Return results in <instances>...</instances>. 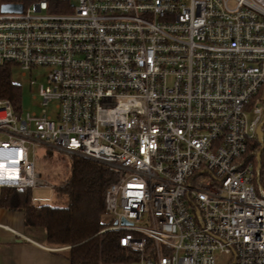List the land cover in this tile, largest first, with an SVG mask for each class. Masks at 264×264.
I'll return each mask as SVG.
<instances>
[{"label":"built area","instance_id":"obj_1","mask_svg":"<svg viewBox=\"0 0 264 264\" xmlns=\"http://www.w3.org/2000/svg\"><path fill=\"white\" fill-rule=\"evenodd\" d=\"M17 4L0 66L50 68L56 114L0 99V190L46 184L36 152L58 150L115 170L101 233L137 259L99 264H264V0Z\"/></svg>","mask_w":264,"mask_h":264},{"label":"trees","instance_id":"obj_2","mask_svg":"<svg viewBox=\"0 0 264 264\" xmlns=\"http://www.w3.org/2000/svg\"><path fill=\"white\" fill-rule=\"evenodd\" d=\"M24 3V0H0L4 4ZM1 13V11H0ZM11 65L0 66V99L9 100L20 110L22 89L12 81ZM260 148L256 142L253 146ZM68 177L54 190L60 204H38L31 189L0 190V207L22 210L27 227L42 228L47 243L54 248L68 247L70 264L125 263L137 259V254L121 246V233L108 231L106 192L116 182L115 170L93 160L74 157Z\"/></svg>","mask_w":264,"mask_h":264},{"label":"rangeland","instance_id":"obj_3","mask_svg":"<svg viewBox=\"0 0 264 264\" xmlns=\"http://www.w3.org/2000/svg\"><path fill=\"white\" fill-rule=\"evenodd\" d=\"M48 67H37L26 73L18 66H11L12 81L19 84L22 89V100L20 110L17 112L20 116H25L27 113H37L40 115L43 109H47L48 113L55 116V102L50 103L48 107L42 104L39 96V88L41 85H48V75L50 73ZM33 82V84H32ZM250 117V116H249ZM251 118V117H250ZM33 154H31L32 157ZM37 170L41 175L44 185H39L31 189L33 201L38 204L57 205L60 204L55 195V189L58 184L64 181L69 175V167L72 158H69L65 153L60 151L45 150L38 148L36 152ZM264 161V154L262 156ZM257 163V159L252 158ZM50 185V186H49ZM62 204V203H61ZM107 222L109 225H114L113 218L109 215ZM230 257L217 254L218 264H228Z\"/></svg>","mask_w":264,"mask_h":264},{"label":"crops","instance_id":"obj_4","mask_svg":"<svg viewBox=\"0 0 264 264\" xmlns=\"http://www.w3.org/2000/svg\"><path fill=\"white\" fill-rule=\"evenodd\" d=\"M68 248H54L42 228L27 227L22 210L0 207V264H70Z\"/></svg>","mask_w":264,"mask_h":264},{"label":"water","instance_id":"obj_5","mask_svg":"<svg viewBox=\"0 0 264 264\" xmlns=\"http://www.w3.org/2000/svg\"><path fill=\"white\" fill-rule=\"evenodd\" d=\"M23 10V5L21 4H4L1 6V13H21ZM264 99V97H263ZM258 142L261 146L260 151L257 154V157L259 159V162L261 161V156L264 153V121L261 124L258 132Z\"/></svg>","mask_w":264,"mask_h":264}]
</instances>
